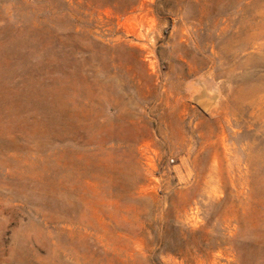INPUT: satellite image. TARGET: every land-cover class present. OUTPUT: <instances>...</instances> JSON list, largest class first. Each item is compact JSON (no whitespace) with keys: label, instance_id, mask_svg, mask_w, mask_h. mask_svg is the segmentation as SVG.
<instances>
[{"label":"rangeland","instance_id":"374dc122","mask_svg":"<svg viewBox=\"0 0 264 264\" xmlns=\"http://www.w3.org/2000/svg\"><path fill=\"white\" fill-rule=\"evenodd\" d=\"M0 264H264V0H0Z\"/></svg>","mask_w":264,"mask_h":264}]
</instances>
